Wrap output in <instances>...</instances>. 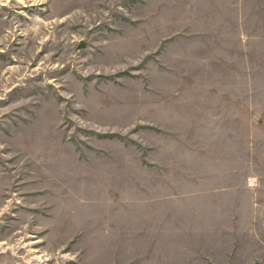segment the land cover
I'll return each mask as SVG.
<instances>
[{"label":"rangeland","instance_id":"obj_1","mask_svg":"<svg viewBox=\"0 0 264 264\" xmlns=\"http://www.w3.org/2000/svg\"><path fill=\"white\" fill-rule=\"evenodd\" d=\"M0 264H264V0H0Z\"/></svg>","mask_w":264,"mask_h":264},{"label":"built area","instance_id":"obj_2","mask_svg":"<svg viewBox=\"0 0 264 264\" xmlns=\"http://www.w3.org/2000/svg\"><path fill=\"white\" fill-rule=\"evenodd\" d=\"M253 180L251 178H248V183L251 184Z\"/></svg>","mask_w":264,"mask_h":264}]
</instances>
